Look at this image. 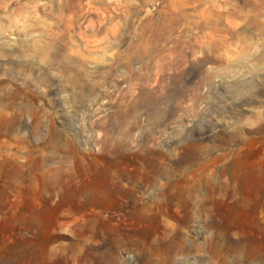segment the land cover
I'll return each mask as SVG.
<instances>
[{
	"label": "rangeland",
	"instance_id": "obj_1",
	"mask_svg": "<svg viewBox=\"0 0 264 264\" xmlns=\"http://www.w3.org/2000/svg\"><path fill=\"white\" fill-rule=\"evenodd\" d=\"M0 264H264V0H0Z\"/></svg>",
	"mask_w": 264,
	"mask_h": 264
}]
</instances>
